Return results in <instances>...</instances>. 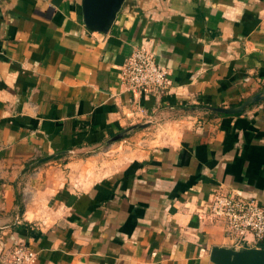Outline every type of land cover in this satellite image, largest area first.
Instances as JSON below:
<instances>
[{
    "label": "crops",
    "instance_id": "crops-1",
    "mask_svg": "<svg viewBox=\"0 0 264 264\" xmlns=\"http://www.w3.org/2000/svg\"><path fill=\"white\" fill-rule=\"evenodd\" d=\"M142 42L161 95L120 81ZM263 89L264 0H124L104 34L81 0H0V264L19 240L31 264H214L213 190L264 202V98L211 108ZM133 101L153 123L113 140Z\"/></svg>",
    "mask_w": 264,
    "mask_h": 264
},
{
    "label": "built area",
    "instance_id": "built-area-1",
    "mask_svg": "<svg viewBox=\"0 0 264 264\" xmlns=\"http://www.w3.org/2000/svg\"><path fill=\"white\" fill-rule=\"evenodd\" d=\"M118 74L120 81L133 93L161 95L170 85L168 69L156 62L152 50L144 42L133 47L119 66ZM124 116L129 125H134L151 115L143 105L133 101ZM204 212L223 225L224 234L233 249L250 247L264 238V202L256 197L243 195L232 188L217 187L211 193ZM35 259V251L19 240L7 254L4 264H31Z\"/></svg>",
    "mask_w": 264,
    "mask_h": 264
},
{
    "label": "water",
    "instance_id": "water-1",
    "mask_svg": "<svg viewBox=\"0 0 264 264\" xmlns=\"http://www.w3.org/2000/svg\"><path fill=\"white\" fill-rule=\"evenodd\" d=\"M124 0H81V14L85 27L91 31L106 33ZM264 98V89L244 100L235 107H212L211 110L234 114L241 112L249 104L255 103ZM153 123L150 116L143 122L130 125L115 136L113 140L126 137L132 130L145 128ZM209 258L214 264H264V248L247 247L233 249L224 246H213L210 249Z\"/></svg>",
    "mask_w": 264,
    "mask_h": 264
},
{
    "label": "rangeland",
    "instance_id": "rangeland-1",
    "mask_svg": "<svg viewBox=\"0 0 264 264\" xmlns=\"http://www.w3.org/2000/svg\"><path fill=\"white\" fill-rule=\"evenodd\" d=\"M116 147H117V145H116ZM121 149V148H120ZM123 149H121V151H122ZM132 155H134L133 153L132 154H130L129 156H128V158H130ZM122 156H127V152L126 151H122V153H121V157L119 158L120 160H122L123 162H124V160L122 159ZM109 157H111V155L110 154H106L105 155V158L106 159H109ZM84 170L85 171H87L88 173H89V175H88V173L87 172H84ZM90 170H91V167L90 166H85L84 168L82 167V170H81V172H80V175H79V177H78V180L77 181H75L76 182V187L77 188H80V189H82V187H83V183H84V178H85V176H90V178H91V176H95V175H92L91 173H90ZM78 173V172H77ZM102 174H104V173H101V175ZM72 177H73V180H69V182H72V183H75L74 182V179H75V177H77V175H72ZM86 177V178H87ZM92 178H95V177H92Z\"/></svg>",
    "mask_w": 264,
    "mask_h": 264
}]
</instances>
